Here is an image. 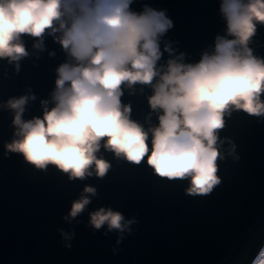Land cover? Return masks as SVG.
<instances>
[{
  "label": "clouds",
  "instance_id": "1",
  "mask_svg": "<svg viewBox=\"0 0 264 264\" xmlns=\"http://www.w3.org/2000/svg\"><path fill=\"white\" fill-rule=\"evenodd\" d=\"M133 3L0 0V61L15 74L30 55L23 37L34 39L36 52L45 51V37H52L67 57L56 68L50 98L41 101L42 116L24 119L37 99L30 88L0 102V110L12 114L14 129L3 143V156L16 154L34 170L53 167L69 182H84L109 174L107 152L119 162H143L156 177L187 182V195L210 194L221 183L219 163L240 160L233 140L221 138L225 118L243 112L264 123V58L250 47L258 27H264V0H220L224 34L197 63H186L185 53L177 54L163 39L174 26L166 9L145 4L136 12ZM165 53L169 59L161 64ZM137 85L152 90L147 128L130 119L131 106L121 103L124 90L133 94ZM153 114L156 126L150 123ZM97 195V188L86 184L72 201L61 217L71 227L56 229L60 244L72 249L78 218L87 213L85 228L93 235L115 234L111 252L118 255L139 221L111 206L88 211Z\"/></svg>",
  "mask_w": 264,
  "mask_h": 264
},
{
  "label": "water",
  "instance_id": "2",
  "mask_svg": "<svg viewBox=\"0 0 264 264\" xmlns=\"http://www.w3.org/2000/svg\"><path fill=\"white\" fill-rule=\"evenodd\" d=\"M145 4L167 10L174 26L163 39L177 54L185 53L186 63L199 62L215 37L224 34L220 0H134L130 7L140 12ZM23 39L30 55L20 62L19 74L0 61V102L25 95L30 88L37 99L26 107L28 120L42 116L41 101L50 98L56 68L67 57L52 37H45L43 52L33 49V38ZM250 47L264 58V27H258ZM167 59L165 53L159 63ZM151 95V88L137 85L133 94L124 90L121 97L123 105L131 106L130 119L145 128ZM225 120L221 138L233 140L240 160L220 162L221 183L210 194L190 196L185 193L187 182L156 177L143 162L139 166L119 162L107 152L105 158L112 163L109 174L84 182H69L53 167L34 170L16 154L5 159L3 143L11 140L14 129L12 114L0 110V264H245L247 243L264 241V123L243 112H233ZM150 123L158 125L155 114ZM86 184L98 192L88 211L111 206L139 221L118 255L111 252L115 234L93 235L85 228L87 213L78 218L81 224L75 229L72 249L60 244L56 229L71 227L61 217Z\"/></svg>",
  "mask_w": 264,
  "mask_h": 264
},
{
  "label": "snow or ice",
  "instance_id": "3",
  "mask_svg": "<svg viewBox=\"0 0 264 264\" xmlns=\"http://www.w3.org/2000/svg\"><path fill=\"white\" fill-rule=\"evenodd\" d=\"M245 264H264V241H250L244 249Z\"/></svg>",
  "mask_w": 264,
  "mask_h": 264
}]
</instances>
